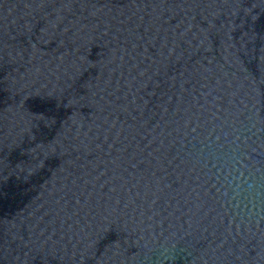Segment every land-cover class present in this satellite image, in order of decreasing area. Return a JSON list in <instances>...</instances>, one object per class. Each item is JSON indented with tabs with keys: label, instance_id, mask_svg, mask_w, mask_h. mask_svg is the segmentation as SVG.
I'll use <instances>...</instances> for the list:
<instances>
[{
	"label": "water",
	"instance_id": "1",
	"mask_svg": "<svg viewBox=\"0 0 264 264\" xmlns=\"http://www.w3.org/2000/svg\"><path fill=\"white\" fill-rule=\"evenodd\" d=\"M0 264H264V0H0Z\"/></svg>",
	"mask_w": 264,
	"mask_h": 264
}]
</instances>
